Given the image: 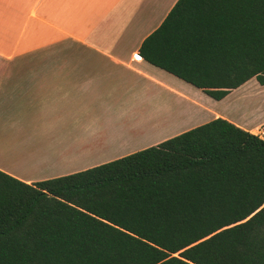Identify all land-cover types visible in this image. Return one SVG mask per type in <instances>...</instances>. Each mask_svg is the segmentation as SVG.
I'll list each match as a JSON object with an SVG mask.
<instances>
[{
    "label": "trees",
    "instance_id": "16d2710c",
    "mask_svg": "<svg viewBox=\"0 0 264 264\" xmlns=\"http://www.w3.org/2000/svg\"><path fill=\"white\" fill-rule=\"evenodd\" d=\"M139 51L214 99L264 85V0H177ZM0 264H264V138L217 117L31 184L0 170Z\"/></svg>",
    "mask_w": 264,
    "mask_h": 264
},
{
    "label": "crops",
    "instance_id": "0c3cea01",
    "mask_svg": "<svg viewBox=\"0 0 264 264\" xmlns=\"http://www.w3.org/2000/svg\"><path fill=\"white\" fill-rule=\"evenodd\" d=\"M176 1L0 0V170L31 184L217 117L263 125L255 77L214 99L141 56Z\"/></svg>",
    "mask_w": 264,
    "mask_h": 264
},
{
    "label": "rangeland",
    "instance_id": "374dc122",
    "mask_svg": "<svg viewBox=\"0 0 264 264\" xmlns=\"http://www.w3.org/2000/svg\"><path fill=\"white\" fill-rule=\"evenodd\" d=\"M181 108V107H180ZM183 108V107H182ZM186 110H187V113L189 112L188 111V109L187 108H185ZM182 110V109H181ZM183 110H184V108H183ZM185 111V110H184ZM248 111H250V110H247V109H242V111H240V115H241V117L243 116V118L244 117H249L250 116V112H248ZM255 111H260V112H264V104L262 103L261 105H259L258 106V108H256V109H253V112H255ZM244 112H245V114H244ZM253 112H251V113H253ZM190 113V112H189ZM248 113V114H247ZM191 115V114H190ZM244 115H246V116H244ZM191 122H194V119H192V118H188V120L186 121V123H183V125L184 124H189V123H191ZM255 131H256V129H254L253 130V132L252 133H254L255 134Z\"/></svg>",
    "mask_w": 264,
    "mask_h": 264
},
{
    "label": "built area",
    "instance_id": "2783aa9c",
    "mask_svg": "<svg viewBox=\"0 0 264 264\" xmlns=\"http://www.w3.org/2000/svg\"><path fill=\"white\" fill-rule=\"evenodd\" d=\"M133 58L134 59H139L140 55L138 53H134L133 54ZM255 134H257L258 136L264 138V124L260 125L256 128Z\"/></svg>",
    "mask_w": 264,
    "mask_h": 264
},
{
    "label": "bare ground",
    "instance_id": "6f19581e",
    "mask_svg": "<svg viewBox=\"0 0 264 264\" xmlns=\"http://www.w3.org/2000/svg\"><path fill=\"white\" fill-rule=\"evenodd\" d=\"M249 112V111H248ZM251 113V112H250ZM244 114H245V112H244ZM248 114V113H247ZM241 116V115H240ZM244 116H246V115H244ZM248 117V116H247ZM242 118H243V116H242Z\"/></svg>",
    "mask_w": 264,
    "mask_h": 264
}]
</instances>
